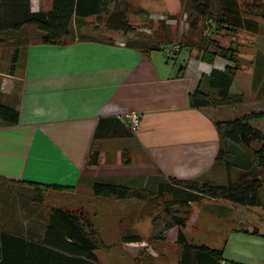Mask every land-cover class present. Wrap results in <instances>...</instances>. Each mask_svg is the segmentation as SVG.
Listing matches in <instances>:
<instances>
[{
	"label": "crops",
	"instance_id": "obj_1",
	"mask_svg": "<svg viewBox=\"0 0 264 264\" xmlns=\"http://www.w3.org/2000/svg\"><path fill=\"white\" fill-rule=\"evenodd\" d=\"M27 1L33 12L53 7V0H0V102L19 111L17 124L0 120V181L57 184L79 196L84 190L90 195L97 181L157 190L171 177L225 184L249 170L264 181L254 156L243 146L222 140L216 126L219 120L264 110V44H234L241 65L231 92L244 94L242 103L192 107L191 96L207 85L212 71L234 66L232 61L223 55L213 63L205 61L189 46L177 54L166 45L145 52L126 44L133 33L109 30L106 38L85 37L75 22L71 42L46 44L43 31L35 25L13 28ZM257 98L262 103L251 107L250 100L259 102ZM132 112L141 116L136 131L129 126ZM98 128L104 132L99 137ZM95 152L98 162L93 164ZM261 196L263 208L264 185ZM90 199L102 198L90 195ZM208 199L213 201L208 204L211 211L246 227L227 234L224 257L262 264L264 216L259 218L252 210L259 206H248L251 212L237 215V205ZM88 202L68 207L83 208L93 216ZM29 217V222H16L11 228L4 222L0 234L8 228L43 237L44 216L30 213ZM251 219L257 224L253 226ZM177 236L173 230L168 237L176 242Z\"/></svg>",
	"mask_w": 264,
	"mask_h": 264
},
{
	"label": "trees",
	"instance_id": "obj_2",
	"mask_svg": "<svg viewBox=\"0 0 264 264\" xmlns=\"http://www.w3.org/2000/svg\"><path fill=\"white\" fill-rule=\"evenodd\" d=\"M197 16L192 21V27L197 28L198 19L208 17L216 21V29L225 31L223 36H236L240 30L258 32L264 21V0L240 3L238 0H187ZM215 4V5H214ZM130 5L125 0H53V7L49 11L33 12L30 2L23 3L19 15L13 23V28L24 25H35L43 31L42 41L46 44H68L74 39L72 32L74 22L83 26L85 20L97 16L106 23L109 30L122 31L125 34L133 33L136 36L128 39L126 44L148 52L153 49H162L164 44L143 42L139 40L137 27L130 23L128 11ZM140 11L145 12L144 8ZM211 44V43H210ZM209 43L199 45L201 58L213 63L220 51H211ZM223 46L218 45V49ZM232 61L234 66H227L225 70L214 69L208 76L207 85L212 91L198 88L191 96L192 107H204L220 104L242 103L244 94L231 92V85L236 72L240 67L237 50L232 45L226 49L224 55ZM264 117V110H253L229 120H219L216 126L222 140H229L236 144L252 146L254 141L261 144L254 149V158L258 166L264 171V132L251 123V119ZM0 120L14 125L19 121V111L15 106L0 102ZM103 131L96 132L100 136ZM219 158L224 156L223 149ZM93 164L98 162V153L91 156ZM33 187V200L41 203L45 199L48 189H67L57 184L41 182H27ZM172 183L180 185L181 190L173 188ZM264 185L262 178L249 170L242 172L236 179H229L225 184H218L205 179L169 178L162 182L157 190L134 188L112 181H97L93 185V192L99 197H113L115 199H150L152 195L164 196L166 192H175V197L165 200V217H173L167 227H179L177 242L182 245L179 264H237L224 257L223 249L212 248L206 244L191 243L183 230L187 217L175 216L181 208L189 212L191 204L206 198H218L241 206H261V191ZM32 191V190H31ZM178 205L181 208H175ZM161 221L155 218L157 239H166L160 228ZM140 234L123 236V241H142ZM103 241L92 218L83 208L69 209L53 207L45 218V233L43 237H28L19 230L2 231L0 234V264H98L96 250L103 246ZM264 264V261L263 263Z\"/></svg>",
	"mask_w": 264,
	"mask_h": 264
},
{
	"label": "rangeland",
	"instance_id": "obj_3",
	"mask_svg": "<svg viewBox=\"0 0 264 264\" xmlns=\"http://www.w3.org/2000/svg\"><path fill=\"white\" fill-rule=\"evenodd\" d=\"M125 1L131 6L127 14L130 23L137 27V38L143 42L149 41L164 44L171 54H177L180 49L189 46L190 52L196 53L200 57L201 53L198 46L208 43H211L209 49L211 51L219 50L220 55H224L226 49L232 45L234 46V44H238V46H245L249 43L264 44V21L261 23L259 31L255 34L240 30L236 36H223L225 31L220 32L216 29L217 25L213 18L214 15L201 20L198 19L197 28L192 27L191 23L196 19L195 16L197 15L187 0ZM238 1L243 4L253 0ZM143 6L146 8L145 12L140 11ZM77 29L79 34L85 37L106 38L109 35V29L106 27L105 21L97 16L87 18L85 24L77 26ZM135 36L133 34L128 39H132ZM219 44L223 46L222 49H218ZM239 62L241 65L240 59ZM172 63H174V60H172ZM202 88L205 91L213 92L208 85ZM253 96V98H256L255 94ZM257 99L259 102L250 100L249 104L251 107H258L257 104L262 103L260 101L261 98ZM252 123L264 132V117L253 120ZM260 144L259 141H254L252 146L239 145L243 146L245 150L254 156V149L258 148ZM230 164L232 167H236V163L230 161ZM171 186L175 189H182L180 185L175 183H172ZM148 189L146 188V190ZM32 192L33 187H30L28 183L0 181V227L3 228L7 225L8 228H11L16 222L19 225L22 224L21 222H29L31 220L29 217L30 213L41 214V217L47 218L53 207H62L64 205L63 207L69 208V205L80 204L87 200L89 201L87 208L93 216L89 212L88 214L92 218L104 243L103 246L96 250L99 258L98 264H179L183 249L182 245L177 242L178 237L176 242H173L168 237L173 230L178 232L179 227L177 225L167 227L168 222H173V217L169 216L166 218L164 212L165 200L175 197V192L173 191H168L164 196L159 197L152 195L148 200L128 198L130 200L128 203H121L113 197H101L102 199L96 202L90 199V195L96 196L93 189H91L90 195L86 194L84 190L82 191L83 195L79 196L80 194L70 193L68 189L54 188L48 189L43 202L37 203L33 200ZM211 203L213 201L208 198L193 202L189 212L187 208H181L176 205L175 208L181 209L175 213V216L186 218L189 213L183 230L191 243L206 244L212 248L223 249L226 245L227 234H230L235 229H245L246 227L221 216L218 212L211 211L208 206ZM205 204L206 206L204 207ZM236 208L237 215L241 213L243 215L245 210L251 212L248 206L237 205ZM263 208L259 206L252 208V210L254 214L261 218L264 216ZM233 210L235 212V209ZM155 218L160 219V228L163 230V235H165L166 239H157L154 236L159 231L155 228ZM6 221L5 225L4 222ZM251 221L253 226L257 224L253 219ZM204 222L205 225L202 226ZM133 223L135 226H133ZM8 228L3 231L10 230ZM15 228L19 227L15 226ZM138 232L141 233L139 234L143 238L142 241H139L135 246H126L123 236ZM224 256L227 257L225 252ZM228 261L236 263V261L230 259Z\"/></svg>",
	"mask_w": 264,
	"mask_h": 264
},
{
	"label": "built area",
	"instance_id": "obj_4",
	"mask_svg": "<svg viewBox=\"0 0 264 264\" xmlns=\"http://www.w3.org/2000/svg\"><path fill=\"white\" fill-rule=\"evenodd\" d=\"M129 120H130L129 126H130V129L132 131H136L137 129L140 128V125H141V116L138 113L132 112L129 115Z\"/></svg>",
	"mask_w": 264,
	"mask_h": 264
}]
</instances>
